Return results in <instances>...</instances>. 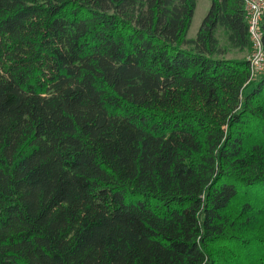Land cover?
Masks as SVG:
<instances>
[{
	"label": "trees",
	"instance_id": "16d2710c",
	"mask_svg": "<svg viewBox=\"0 0 264 264\" xmlns=\"http://www.w3.org/2000/svg\"><path fill=\"white\" fill-rule=\"evenodd\" d=\"M197 1L0 0V264H264V75Z\"/></svg>",
	"mask_w": 264,
	"mask_h": 264
},
{
	"label": "built area",
	"instance_id": "2783aa9c",
	"mask_svg": "<svg viewBox=\"0 0 264 264\" xmlns=\"http://www.w3.org/2000/svg\"><path fill=\"white\" fill-rule=\"evenodd\" d=\"M244 9L251 44L247 59L252 68L250 82H253L264 75V0H244Z\"/></svg>",
	"mask_w": 264,
	"mask_h": 264
},
{
	"label": "rangeland",
	"instance_id": "374dc122",
	"mask_svg": "<svg viewBox=\"0 0 264 264\" xmlns=\"http://www.w3.org/2000/svg\"><path fill=\"white\" fill-rule=\"evenodd\" d=\"M211 6V0H198L197 1V7H196V13L192 22V27L189 31L188 38L195 39L197 36L198 31L200 30L202 26V22L206 15L209 13V9ZM218 37L221 40L222 47L228 49V55L227 58H234V59H245L249 56L250 50H244V52L229 48V45L227 44V39L225 38L224 32L220 30L218 32ZM253 88V86H250L246 91H250Z\"/></svg>",
	"mask_w": 264,
	"mask_h": 264
}]
</instances>
